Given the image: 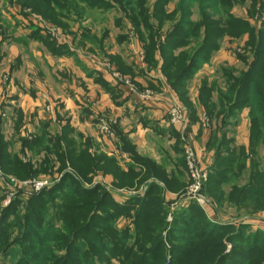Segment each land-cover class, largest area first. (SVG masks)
<instances>
[{
	"label": "rangeland",
	"instance_id": "rangeland-1",
	"mask_svg": "<svg viewBox=\"0 0 264 264\" xmlns=\"http://www.w3.org/2000/svg\"><path fill=\"white\" fill-rule=\"evenodd\" d=\"M33 29L77 51L83 61L103 67L119 85L124 84L114 74L129 79L139 92L150 90L153 96L147 102L159 104L165 120L166 107L178 102L188 113V123L183 130L167 120L164 127L169 135H158L157 131L142 134V141L152 152H138L117 126L115 116H98L94 127L100 132L98 123L104 119L114 137L100 133L108 147H114L108 151L101 148L97 153L112 156L123 171H128L132 159L120 150L123 136L139 160L132 177L134 184H123L119 176L122 185L113 174L95 172L83 177L66 148L54 151L49 145L53 152L38 147L28 149L25 155L17 153V135L12 131L15 111L0 109V135L8 152L39 171L20 178L0 167V238L3 234L8 237L7 243L0 245V264H264V194L257 198L256 189L246 187L241 194L237 190L248 179L250 186L264 181V143L256 151L249 149V123L245 125L247 144H237L234 128L242 118L249 120V96H240L241 104L233 107L239 100L235 97L242 73L253 65L256 53L260 55L258 68H264V0H0V43L14 40H10L9 50L5 43L0 52L5 49L22 62L29 54L17 51L22 43L16 40ZM34 47L40 71L57 70L58 79L70 82L56 58L45 53L38 42ZM6 59L9 61L10 56ZM6 65L2 67L6 69ZM7 71L0 70L5 86L10 80ZM149 78L158 79L160 90ZM84 83L77 77L69 83L72 90L65 88V101L81 121L92 105ZM76 88L84 89L80 98L75 95ZM3 90L8 92L7 87ZM51 90L58 93L56 84H51ZM163 91L171 94L164 97ZM58 95L63 96L61 92ZM56 105L66 109L64 100ZM147 115L128 114L123 127L135 130L137 117L142 126H147V121L158 126ZM203 116L209 118L208 126L202 123ZM86 123L92 127L90 120ZM84 127L72 128L71 136L61 141L63 147L71 139L78 149L90 139L89 151L94 153L96 146ZM50 128L55 130V126ZM33 133L30 139L43 135L52 141L56 137L36 130ZM189 146L197 154L202 176L196 195L189 189L185 159ZM155 151L161 154L160 162L152 156ZM251 162H257L255 179L249 177ZM173 180L182 185H166ZM104 191L107 207L101 205ZM112 205L120 212L107 224L109 216L103 210L115 213ZM47 220L53 225L49 230ZM205 224L208 230L198 242L196 228ZM45 235L46 244L40 251L29 248L37 236ZM110 239L117 245L115 250L112 246L113 252ZM203 242L215 246L196 247ZM240 252L242 257L237 258Z\"/></svg>",
	"mask_w": 264,
	"mask_h": 264
},
{
	"label": "crops",
	"instance_id": "crops-1",
	"mask_svg": "<svg viewBox=\"0 0 264 264\" xmlns=\"http://www.w3.org/2000/svg\"><path fill=\"white\" fill-rule=\"evenodd\" d=\"M29 31H26L23 35L25 36L28 34ZM17 38L16 36L14 39ZM10 39H7L4 42L0 43V48L4 46L5 48L10 46ZM14 41V40H12ZM39 43L44 47L45 53H48L49 56L52 58H56L60 63L61 66H64L63 69L65 71L64 77H68L67 81H70L73 83L75 78H79L80 80L84 81L87 89L86 97L92 101V105L89 106L88 110H85V115L82 117L83 121L79 120L78 118H75L74 112L71 109V105L68 104L67 101H65L66 95L65 93L67 90H72L69 88V83L66 81H62L61 79H58L57 70L49 72L40 71L38 69L39 64V54L37 52V49L34 47V43ZM12 46V45H11ZM17 47V46H16ZM17 51L24 52V54H29L26 59H23L21 62L20 57L16 55L7 54L5 49H1L0 52V70L7 71V76H10V80L7 86L3 85L1 83V72H0V109H5L9 107L11 110L15 111L14 118H12V131H14V135H17L16 138V147L14 148V151L17 153L21 151L20 149V137H27L30 139L31 134H34L33 131L36 130V132H42L45 131L46 133H49L50 135H59L63 125L68 123L72 128L78 129L80 127L87 126V130L89 132V136L93 140L94 145L96 146L95 151L99 149L105 150H112V146L109 142L110 147H108L107 139L105 136H103L100 125L105 122V120H101L98 123L99 131L96 130L97 127V118H106L108 115H113L116 117V123L119 129L125 133L126 137L129 141L132 142V145L134 146L135 150L140 152L141 149L151 151L148 147H146L144 141H142V134L148 133V132H154L157 131L159 134H166L169 135L167 132L166 127H164V123H166L167 118H163L160 110V105L157 103H139L135 96H132L128 93L126 87L119 85L115 81H113L110 78V75L106 72V70L98 66L97 64H91L90 61H83V58L80 56V54L77 53V51H72L70 48L69 54H61V55H53L47 51L45 46L38 40H32L28 43L24 44L22 43L21 46L17 47ZM42 49V48H40ZM38 50L41 52V50ZM6 52V53H5ZM16 53V51L14 50ZM6 56H10V60L8 61L6 59ZM45 58L48 61L47 56ZM74 58V59H73ZM31 59H35L36 62L34 63L30 62ZM75 60V63L74 61ZM6 65V69H4L2 66ZM84 63V64H83ZM36 69H35V68ZM61 71V69H59ZM4 76V75H3ZM57 78V79H55ZM156 78V77H155ZM155 78H149V81H151L152 84H154L157 88L156 90H160V85L158 83V79L156 81ZM158 78V77H157ZM160 78V77H159ZM55 82V83H54ZM162 83V82H161ZM51 84L57 86L58 93H62V95H58L57 92L55 94L51 90ZM74 85L79 86L78 84L74 83ZM5 87H7L8 92L6 93ZM75 92L71 91L72 93H75L77 95V98H80L84 93V89L81 88L75 89ZM82 91V92H81ZM6 94H5V93ZM164 92V91H163ZM168 94H171L169 91L164 92V97ZM59 97V99H58ZM66 102V109L64 106L62 108H58L56 103H63ZM161 100V99H160ZM162 101V100H161ZM97 103V104H96ZM161 103V102H158ZM8 109V108H7ZM8 109V110H10ZM71 109V111H68ZM142 110V111H141ZM73 114V115H72ZM128 114H132L134 116L135 114H141L146 115L148 114L147 118H150L151 121H156L158 126H150L149 124L151 122L147 121L149 124L147 126H142L139 124V118H136V129L131 130L130 128L123 127L124 124H127L125 121V117ZM107 115V116H105ZM244 115V112H243ZM64 117L71 118V120L63 119ZM92 122V127L88 126L86 121ZM93 120V121H92ZM100 120V119H99ZM96 121V122H95ZM145 122V121H144ZM95 123V124H94ZM143 123V122H142ZM85 124V125H84ZM51 127L55 126V130L52 131ZM90 125V124H89ZM96 125V127H94ZM249 125L248 118H245L238 122L237 126H235V135L237 137V144H244L246 145L248 140L244 137L246 134L245 128ZM244 127V129H242ZM85 128V127H84ZM135 128V127H134ZM242 131H241V129ZM195 130V127L193 128V131ZM247 130V128H246ZM196 134V133H195ZM206 136L202 133L200 135V138H204ZM209 137V134H208ZM247 140V142H246ZM101 143V147L99 148V144ZM98 144V147H97ZM116 148V147H115ZM28 149H24L22 155H25L28 151ZM117 150V148H116ZM263 150V148H261ZM152 152V151H151ZM156 152V153H155ZM152 153L153 158L157 159L158 162L161 160V154L157 151ZM123 156L126 155L127 152H122ZM171 156H173V151L169 152ZM175 153V152H174ZM108 154V153H107ZM110 154V153H109ZM128 154V153H127ZM126 161L129 160V157L125 159ZM175 161V160H173ZM173 162L170 164L168 163L167 166H172Z\"/></svg>",
	"mask_w": 264,
	"mask_h": 264
},
{
	"label": "trees",
	"instance_id": "trees-1",
	"mask_svg": "<svg viewBox=\"0 0 264 264\" xmlns=\"http://www.w3.org/2000/svg\"><path fill=\"white\" fill-rule=\"evenodd\" d=\"M32 40L40 41L45 46L47 51L53 55L69 54V50L67 49L65 45H60L56 43L55 41L50 40L48 37H43L41 32H39L38 30H34V29L29 31V33L25 37H23L22 39H17L16 41L26 44ZM259 47H261V45H259ZM258 60H260V55L259 53H256V57L254 56L253 65H249L248 69L242 73V77L240 78L241 81L238 87V94H236V97H235L236 101L238 99L239 100L233 105V107H236L241 104L242 101H240V96L242 95L249 96V99L247 100V103H248L247 105L249 108V123H250L249 149L251 151H256L257 147L261 145V142L264 143V68L263 70H260L258 68ZM233 100H234V97H233ZM218 102L222 103L221 100ZM114 129H115V126H114ZM72 131H73L72 127L69 124H65L63 125L60 134L56 135V137L52 141L50 140L46 141L43 135L34 137L32 139H28L26 137H20L19 138L20 148H21L20 150L23 152L24 149L35 150L36 148L41 147V149L43 148L47 152H53V150L55 151L59 149H64L65 151V148H66V151L68 152V154L74 157V164L76 165L75 168L83 177H86L87 174L101 172L103 174H108V175L113 174L119 179L121 184L122 182H121L120 177L124 180L123 184H125L127 181L129 182V184H134L132 177L134 176L133 174H136L134 170L136 168V164L139 163V160H137L136 157H134V154H135L133 152L134 148L127 144V141L123 136H121V140L123 141V146H120V150L121 151L123 150L124 152H127L128 154H130L131 159H132V163L128 165L127 167L128 171L126 172L123 171L117 165L116 160L112 156H108L105 153H101V152L97 153L98 151H95V150H94V153H91V151H89L90 139H86L85 143L82 146L78 145L79 147L78 149H75L74 147L75 144L77 145V142H74L71 139H69L67 143L65 142L66 145L65 147H63V145L61 144V141L62 140L66 141L67 136L68 135L71 136ZM44 132L45 131H42L41 133L43 134ZM120 133H121L120 131L119 132L117 131V134H119V136H120ZM49 145H52L53 150L49 147ZM126 145H128V148L126 147ZM61 153H58V158L61 157V160H63V156L61 155ZM60 163L63 166V163L61 161ZM256 165H257V162H251L252 171L250 173L251 175L249 176L251 177V179H255L257 177V173H259V171H254L255 170L254 168ZM0 167L2 168L3 171L7 173H11L20 178L28 177L30 175L32 176L39 172V171L36 172L35 170H33L31 165H29L28 163H23L19 159V156L17 154L16 155L10 154L8 152V145L6 142L3 143L1 135H0ZM46 167L47 166L41 167V171L45 169ZM145 169H146V166H145ZM160 172L163 173V170L160 169ZM151 173H153V175L155 174L154 172H151ZM147 174L149 175L145 176V178L150 176V172ZM248 181L249 179L243 185H241L239 189H237L238 194H241L239 192L241 191L243 192L246 187L251 188V189H256L257 192H259L257 194V198L264 194V181H259L256 185H253V186H250L251 183ZM57 185H61V183ZM166 185H182V183H178L176 180H173V181H167ZM103 197L104 198L101 201V205L102 207H107L106 204L108 201H107V194L105 193V191H104ZM257 198L253 202H256ZM240 203L242 204L243 201H240ZM247 206H249L252 209V206L250 204ZM112 207L116 208L113 205ZM103 212L105 216H109V219H107V224H109L110 221H113L114 219L112 217L113 216L115 217V215L118 212H120V210L116 208L115 213H110V214L106 210H103ZM208 226L205 224L203 226L201 225L200 228L199 227L196 228L198 230V235L196 236V240L198 242H200L201 239L204 237V234L208 230ZM211 226L217 228L216 225H211ZM45 227H48L47 230L51 229L53 227L52 222L50 220H47ZM173 230H177V228H173ZM207 234H209V232ZM7 239H8L7 235L3 234V237L0 238V245L6 244ZM45 240H46V235L45 237L37 236L34 242L33 243L31 242L29 244V248H31L32 250L37 249L40 251L42 249V245L45 243ZM108 243H109L108 244L109 248L111 250L110 252H113L112 246L114 247L113 250H115L117 248V245L115 243L113 244L111 239L110 241H108ZM190 245L192 247L195 246L193 242H191ZM201 246L209 247V246H215V245L207 244L206 242H203L202 244H196V247L202 248ZM207 250H213V248H208ZM239 254L241 256H236L237 258L242 257L241 252ZM156 260L157 259L155 260L152 259L151 262H155Z\"/></svg>",
	"mask_w": 264,
	"mask_h": 264
},
{
	"label": "built area",
	"instance_id": "built-area-1",
	"mask_svg": "<svg viewBox=\"0 0 264 264\" xmlns=\"http://www.w3.org/2000/svg\"><path fill=\"white\" fill-rule=\"evenodd\" d=\"M115 78L120 80L126 87L128 93H130L132 96H135L136 99L140 102H147L152 100L153 93L145 89L143 91H138L136 86L126 77H123L121 75L114 74ZM148 103V102H147ZM171 103V102H170ZM166 118L168 122L178 128V129H186L188 119H187V112L183 107L178 103L173 101L170 105L166 107ZM202 123L206 126L209 125V118L207 116L202 117ZM111 128V127H110ZM109 126L103 122L100 125V130L103 134H105L107 137H114V133L110 130ZM185 159H186V164L188 168V173H189V179H190V184H189V189L190 193L192 195H196L198 192V189L202 183V176L199 171V166H198V157L197 154L194 152L192 147H186L185 149Z\"/></svg>",
	"mask_w": 264,
	"mask_h": 264
}]
</instances>
